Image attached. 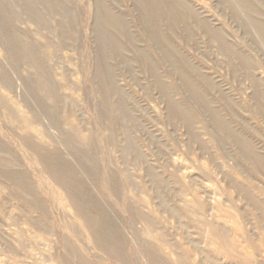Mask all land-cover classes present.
<instances>
[{"label": "rangeland", "instance_id": "obj_1", "mask_svg": "<svg viewBox=\"0 0 264 264\" xmlns=\"http://www.w3.org/2000/svg\"><path fill=\"white\" fill-rule=\"evenodd\" d=\"M0 264H264V0H0Z\"/></svg>", "mask_w": 264, "mask_h": 264}]
</instances>
